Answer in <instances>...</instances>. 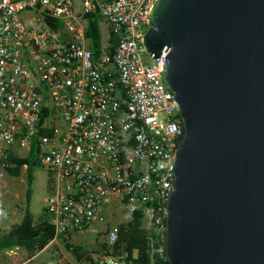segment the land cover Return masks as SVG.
<instances>
[{
  "label": "built area",
  "instance_id": "obj_1",
  "mask_svg": "<svg viewBox=\"0 0 264 264\" xmlns=\"http://www.w3.org/2000/svg\"><path fill=\"white\" fill-rule=\"evenodd\" d=\"M156 1L0 0V196L10 155L26 156L36 136L40 166L60 178L46 207L55 238L84 234L122 205L130 218L143 212L152 255L171 264L168 200L185 129L167 53L144 45ZM90 15L108 30L100 53L86 35ZM118 239L115 223L104 240ZM70 261L56 264H82ZM88 264L134 263L103 255Z\"/></svg>",
  "mask_w": 264,
  "mask_h": 264
},
{
  "label": "water",
  "instance_id": "obj_2",
  "mask_svg": "<svg viewBox=\"0 0 264 264\" xmlns=\"http://www.w3.org/2000/svg\"><path fill=\"white\" fill-rule=\"evenodd\" d=\"M144 45L185 127L169 262L264 264V0H157Z\"/></svg>",
  "mask_w": 264,
  "mask_h": 264
},
{
  "label": "trees",
  "instance_id": "obj_3",
  "mask_svg": "<svg viewBox=\"0 0 264 264\" xmlns=\"http://www.w3.org/2000/svg\"><path fill=\"white\" fill-rule=\"evenodd\" d=\"M89 24L86 35L92 39L94 50L100 53L102 45V33L98 20L92 15L88 16ZM52 26L62 27L63 23L59 20H50ZM111 51H114L117 40L115 36L110 38ZM47 111V110H46ZM44 121V116L41 123ZM184 127V124H183ZM185 129V127H184ZM41 134H51L48 128H42ZM40 150V141L38 137L32 140L31 148L26 156L19 157L14 154L10 155V161L15 165L8 168V173L12 176H18L23 166H27L28 188L26 190L27 208L22 222L13 225L6 233L0 234V252L22 247L33 255L36 251L42 250L55 238V231L52 227V217L46 209L43 216L34 222L33 214L29 209V203L32 196L33 168L39 164L37 152ZM40 165V164H39ZM53 185L50 184V191ZM119 239L114 244L108 242L102 243V250L94 249L93 252L102 251L104 255L115 256L125 261H132L134 264H161L162 260L157 254L152 255V248L149 239V232L144 226V214L142 211H135L132 217L123 223H119ZM60 239L65 243L67 249L73 253L74 258L83 261L85 252L80 245H74L68 241V237L61 234ZM89 262H95L93 258ZM88 262V263H89ZM87 263V264H88Z\"/></svg>",
  "mask_w": 264,
  "mask_h": 264
},
{
  "label": "rangeland",
  "instance_id": "obj_4",
  "mask_svg": "<svg viewBox=\"0 0 264 264\" xmlns=\"http://www.w3.org/2000/svg\"><path fill=\"white\" fill-rule=\"evenodd\" d=\"M102 37L105 41L108 38V30L105 28H103ZM32 173V196L29 209L33 214L34 222H37L47 209L49 197L60 186V178L55 172H50L39 164L33 168ZM7 182L8 186L0 196V234L6 233L13 225L22 222L24 219L28 204L26 199V190L28 188L27 166L22 167L21 173L18 176L8 174ZM50 184L53 185L51 191ZM110 207L111 209L108 211L110 214L106 213V221L109 220V222L105 227L106 221L97 223L84 234L75 235L79 237L77 239L70 235L67 236L70 243L83 247L86 254L83 261H81L82 264H87L90 258L96 260L103 256L102 251L98 253L93 251L94 249H103L102 243L105 242V231L115 223H123L130 219L122 205L113 204ZM111 215L113 217L112 220ZM61 258H65L69 262H71L70 260H75L73 253L67 249L60 237H57L55 242H50L42 250L36 251L33 255L22 247H15L0 252V264H56Z\"/></svg>",
  "mask_w": 264,
  "mask_h": 264
},
{
  "label": "crops",
  "instance_id": "obj_5",
  "mask_svg": "<svg viewBox=\"0 0 264 264\" xmlns=\"http://www.w3.org/2000/svg\"><path fill=\"white\" fill-rule=\"evenodd\" d=\"M113 204H110L109 206H107L106 207V209H105V213H108V211L111 209V207L110 206H112ZM108 214H110V213H108ZM112 214V213H111ZM113 215V214H112ZM112 215H111V220L113 219V217H112ZM108 222H109V220H107L106 221V224L104 225V227L108 224ZM102 223V222H101ZM103 227V228H104ZM101 231V230H100ZM73 237H75L76 239L77 238H79L78 236H75V235H72ZM57 240V238H54L52 241H51V243H53V242H55ZM73 261H76V262H80V260H77L76 258H75V260H73Z\"/></svg>",
  "mask_w": 264,
  "mask_h": 264
}]
</instances>
